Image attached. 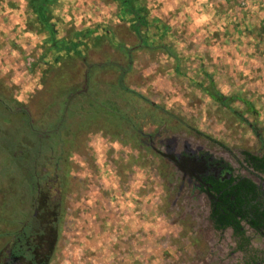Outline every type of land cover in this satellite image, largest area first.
<instances>
[{
    "label": "rangeland",
    "instance_id": "1",
    "mask_svg": "<svg viewBox=\"0 0 264 264\" xmlns=\"http://www.w3.org/2000/svg\"><path fill=\"white\" fill-rule=\"evenodd\" d=\"M36 3L0 0V255L19 228L23 264L47 249L48 264H196L208 243L230 248L199 232L139 131L253 173L242 150L264 155V0H133L138 27L119 0H51L75 51L51 49Z\"/></svg>",
    "mask_w": 264,
    "mask_h": 264
},
{
    "label": "flooded vegetation",
    "instance_id": "2",
    "mask_svg": "<svg viewBox=\"0 0 264 264\" xmlns=\"http://www.w3.org/2000/svg\"><path fill=\"white\" fill-rule=\"evenodd\" d=\"M132 125L135 126V123ZM139 133L144 134L147 139L141 138V142L148 144L150 149L162 156L170 171L174 170L171 188H175V200L180 199L186 211L193 205L194 212L196 211L193 217L199 232L207 240L213 238L214 234H218L223 241L227 239L226 235L231 239L230 248H227V242L224 246L222 242L208 243L207 251L196 259V264H229V256L238 260V264H264V244L259 241L258 247L255 243L258 238L264 241V229L256 228L245 218L240 220L243 224L242 233H237L230 224L217 227L215 223V218L225 219L229 211H235L236 207L249 208L255 204L262 209L264 170H255L246 163L253 173L239 172L225 158L202 145L193 144L189 139L181 141L176 135H161L159 131L152 133L150 128L146 133L143 130ZM244 178H248L250 182ZM197 213L202 215L203 221ZM250 215L253 216V212ZM25 233L20 228L14 233V239L8 244L5 253L0 255V264L24 263L25 254L33 250L25 244L26 239L31 242ZM49 251L47 249L45 254H40L41 257L44 255L43 262L36 258L29 263L48 264ZM224 256L226 257L223 259Z\"/></svg>",
    "mask_w": 264,
    "mask_h": 264
},
{
    "label": "trees",
    "instance_id": "3",
    "mask_svg": "<svg viewBox=\"0 0 264 264\" xmlns=\"http://www.w3.org/2000/svg\"><path fill=\"white\" fill-rule=\"evenodd\" d=\"M51 0H37V3L35 5L36 10V18L40 21L44 29L47 31L49 44L51 46V49H70L75 51L77 48L73 47L75 46L74 43H64L60 45L57 35L54 32L52 26H50L47 18H46V12L45 8L47 4ZM121 2L120 8H119V14L122 17H128L129 13H133L135 16V19H137V22L135 23V27H138V23L141 19H146L145 15H143V12L141 11V6L136 5L133 3V0H119ZM242 156L245 162L252 167L255 170H264V155H257L256 153L251 152V150L243 149L242 150ZM247 181H249L248 178H244ZM250 182V181H249ZM240 193V192H239ZM240 199V198H239ZM262 209H260V206H255V204H252L249 208H241L236 207L235 211H229V214L223 219L222 217L215 218V223L217 227H224L227 224H230L233 226L235 231L237 233H242V226L243 224L240 222L242 218H245L248 223L255 226L256 228L264 229V201L262 205ZM242 210L244 213H242ZM253 212V216L250 215V213ZM240 216L238 217L237 215ZM264 231V230H263Z\"/></svg>",
    "mask_w": 264,
    "mask_h": 264
}]
</instances>
